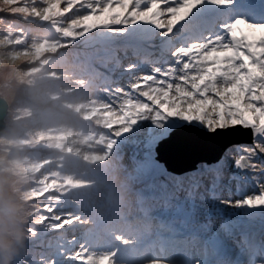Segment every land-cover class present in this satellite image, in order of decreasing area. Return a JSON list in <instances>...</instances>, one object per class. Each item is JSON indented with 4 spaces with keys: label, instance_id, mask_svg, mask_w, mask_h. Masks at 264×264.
Listing matches in <instances>:
<instances>
[{
    "label": "snow or ice",
    "instance_id": "obj_1",
    "mask_svg": "<svg viewBox=\"0 0 264 264\" xmlns=\"http://www.w3.org/2000/svg\"><path fill=\"white\" fill-rule=\"evenodd\" d=\"M76 3L68 39L163 241L145 264H264V0Z\"/></svg>",
    "mask_w": 264,
    "mask_h": 264
},
{
    "label": "rangeland",
    "instance_id": "obj_2",
    "mask_svg": "<svg viewBox=\"0 0 264 264\" xmlns=\"http://www.w3.org/2000/svg\"><path fill=\"white\" fill-rule=\"evenodd\" d=\"M70 2L67 3V0H50L49 6L39 7V11H41V14L50 11V9L55 5H60L62 9L65 7L71 8L70 10V17L67 20H64L60 25L56 26V32H58V36L61 38L64 37V35L67 34V31H69L72 27L66 28L68 23L71 20H74L76 18V15L78 14V6L77 3L72 2V0H69ZM3 3V1H1ZM1 6V5H0ZM80 6V5H79ZM81 8V7H79ZM41 19L37 18L36 22L34 24H40ZM31 27H27V30H29ZM46 34L49 32V28L46 27L43 30ZM63 31V34H62ZM62 34V35H61ZM12 39H9L6 35L0 34V96L8 99L10 101V104H13V101H11L10 97L15 96L19 100L14 101V106L10 107V114L8 116V127L5 130V133L0 137L2 141H0V160H5L9 155V153L12 154V156H9L10 159L14 160V167L8 168L6 171V175H3L2 170L0 171V182L3 183V187L5 188V184L8 185L10 189H8L5 192V195L7 199H10L14 195H16V191L20 195L23 201V204H19L23 206L25 209V212L28 211V207L30 205L29 198H24L19 190H17L15 187L20 184V170L18 167H20V164L18 163V160L20 157L24 156V150L22 151V148L26 147V141L21 139V136H19V131L26 129V132L31 134L36 140H39L38 147L40 146H46L45 141L51 137L57 139L58 141L54 143L55 148L60 149L62 148V145L60 144L62 140L66 139L67 136L74 137V141L77 143H87L89 141V136L84 132H78L77 128L78 125L75 122V125H66L65 128H60L59 125L54 126L53 123H55V118L52 115L55 113V109L52 108V112L46 107L41 108V103L37 106L41 109H35L32 110L31 106L27 103L26 100L37 102V96L34 92V88L32 85H26L21 86L17 81H23V76L26 74L27 70L33 69L36 70L39 68V62L41 58L44 56L45 52L47 51L48 46L46 47V50H44L40 45L36 44L37 50L29 49V51L24 50H17L16 46L10 45V42H12ZM79 43V42H78ZM54 45V44H53ZM50 45V46H53ZM49 46V47H50ZM50 52L54 51V48L49 49ZM44 52V54H43ZM41 55V57H38ZM84 55V54H83ZM26 58H31L26 60ZM35 58L33 62L32 59ZM64 57H61L59 61H63ZM71 60H80V57H71L67 56L65 58L64 63L70 64ZM47 60L44 61L43 64H46ZM83 65L88 66L87 62L85 61ZM56 67V64L51 65L49 67L50 70L54 69ZM89 67V66H88ZM60 69L56 70V74L59 73L60 77L57 80H61L64 85L67 86L69 89L68 94L74 96L76 94H81L80 98H73L69 100L70 103H62L64 98L62 96H59L63 92V89L60 87L61 82H56L54 84V87L57 89L56 92L51 94L49 98V104L52 105H60L59 109H69L70 115H74L75 109L80 108L83 106V104H76L72 102H81L86 101L87 98L97 99L100 96L97 93V88H100L102 85L98 82H93L92 87H87L85 89H79L82 88V85L77 84L73 85L76 82H68L66 79L68 75V71L71 70L70 68H67V66L59 67ZM63 68V69H61ZM50 76V75H49ZM51 77V76H50ZM13 79H16V83H12L14 87L6 86L4 83L11 82ZM66 80V81H65ZM81 81V80H80ZM83 81L88 82V80L83 79ZM63 85V84H62ZM64 87V86H63ZM79 89V90H78ZM88 89L92 92V96H86L85 90ZM83 95V96H82ZM94 97V98H93ZM108 98V96H106ZM67 102V101H66ZM107 104V103H106ZM102 109V111L100 110ZM91 113L95 118H98L99 121L96 124V130H95V138L97 141H99L103 145L104 155L101 154V151L97 149L96 146H89L87 148H76L75 150L71 151L69 155H66L63 157V153L55 150L54 148L50 149V158L49 155H46L44 158V161H47L45 163L44 161H40L38 165L40 166V171H42V168L44 167L46 169V173H40L37 180L44 181L47 178L50 179V186H42L40 187L41 193H43L42 198L44 201H47L40 205L39 207H36V209L41 210H47L49 209L50 204L53 202H56L54 205V208L50 211L51 217H57L59 218V221H70V220H77L81 219L83 215H89V217H92L93 214L89 212V209L91 206H98L97 204L98 200L102 203L103 196L101 195L102 191L99 193H94L92 190H90L89 183L92 184V181L89 183L85 182L83 178L89 177L92 179H97L101 182L105 181L104 177H100L99 173H96L88 168V165L91 162H96L99 158L102 159L101 162L104 165V169L102 170V174L105 175L107 181H106V190H109L110 188L115 189L114 198L116 197L117 200L122 201V203H127L129 205V208H126V211L129 210V212H138L140 211V203L137 195V190L133 191L132 193H129L126 195V201L121 200V192L129 188L130 186H133V183L126 184L125 186H121L118 188H115V185L118 184L120 181H117L118 176L120 175V179H128V174L126 172V169L124 167L125 161L122 157V154H118L117 152L114 155H110L114 149L113 147V140L112 135H110V129L111 124L114 121V117L110 116L109 113L105 110L104 107H92L88 111ZM17 116H19L22 121H18ZM60 116H63L64 118H68L70 121H58V123H72V119L69 118L67 115L61 114ZM80 123L81 127L85 129H90L85 121H77ZM33 127V128H31ZM31 139H28L30 141ZM3 150V151H2ZM70 149H67V151ZM36 151L41 152L42 155L46 154L47 150H39ZM96 151L98 153H92L90 156H87L84 161L81 160V162H77L76 160L81 157L83 159L84 156H86L88 153ZM36 154V152H34ZM8 155V156H7ZM49 158V160H48ZM25 159V158H24ZM26 161V160H25ZM35 161V159H34ZM83 162V163H82ZM26 163L28 164L29 161L27 160ZM82 163V164H81ZM81 164V165H80ZM69 165V166H68ZM80 165V167H79ZM29 166V164H28ZM23 167V166H22ZM58 167L60 168V172L58 171ZM114 167L117 168V173L115 175L110 173V168ZM77 168H81L80 170H77ZM56 169L54 171H50ZM80 178H75L77 174H80ZM111 178H116V182L113 184L110 180ZM74 179V180H72ZM124 182V181H123ZM121 184H124V183ZM94 185H99L98 182H93ZM14 188L12 189V187ZM58 187V188H56ZM61 188V189H60ZM64 188H71L72 191H69L68 193L63 192ZM54 194V196H52ZM30 197V193L28 194ZM16 199V198H15ZM13 203L14 200H13ZM9 206H12L11 202L8 203ZM104 204V203H102ZM109 204H112V201L109 202ZM101 205V204H100ZM117 205H114V208L116 209ZM136 209H133L135 208ZM108 205L104 208L102 207L99 211V214L97 217L93 220L88 221H81L78 227H75L73 229H70L66 231L65 237H71V239H76L77 244L73 247L75 251L72 254H68L69 257L73 256L74 253H81V251H85L87 253L90 252V245L89 242L92 241V230H90V225L93 223L96 219L104 218L109 216V212L107 213ZM2 212V210H0ZM133 214V213H132ZM14 216L16 214H13ZM138 215L140 213L138 212ZM44 217H49L48 215H36L27 220L29 223V232L32 231V229H39L41 228V220ZM146 219V216H142L140 218L141 221ZM119 223H121V218L118 217ZM25 222L23 224L24 229L25 226L28 224ZM83 225V226H82ZM87 225V227H86ZM134 225H140L135 224ZM133 225V226H134ZM133 226H121L122 229L130 228L132 229ZM54 228V227H50ZM157 228L154 224H152V227H148L145 230H142V234L139 233H132L131 237L134 239H148L153 231H155ZM86 229V230H85ZM80 232H79V231ZM102 247V244H98L94 246V249L89 253L88 258L90 260V264H99L101 261V257L104 256L109 252V250L102 249L99 250V248ZM161 247V245H156L152 250L151 253H153L157 248ZM19 250H16L10 257V260L12 256L20 257V253H18ZM96 252V253H95ZM80 257H83L80 255ZM83 259V258H82ZM9 260V263L12 264ZM13 264H18L17 261H15ZM120 264V263H117Z\"/></svg>",
    "mask_w": 264,
    "mask_h": 264
},
{
    "label": "trees",
    "instance_id": "obj_3",
    "mask_svg": "<svg viewBox=\"0 0 264 264\" xmlns=\"http://www.w3.org/2000/svg\"><path fill=\"white\" fill-rule=\"evenodd\" d=\"M1 1H3V3ZM0 5H1L0 6V23H4L5 25L7 24L6 26H9V27L19 25L21 22L20 17L22 16V13H25L28 11V9L25 7L24 4L19 3V2L10 1V0H7V1L6 0H0ZM7 32L9 33V36H13V35L17 34L16 31L14 29L11 30V28H9V30ZM6 36L9 38V36L7 34H6ZM15 39H17V41L19 43H21L20 38H15ZM26 60H28V58H26ZM23 77H25V76H23ZM25 80L26 79H24L23 81H17V82L21 86H26L27 84H26ZM10 83L11 84L16 83V79L9 82L8 85ZM10 99H11V101H13L12 105L10 104V101L8 99H6L9 102V108L14 106V101L18 100L15 96H11ZM9 114L10 113H8V115ZM7 127H8V123H7ZM7 127L5 128V130L7 129ZM5 130L0 133V137L5 133ZM0 141H2V140L0 139ZM27 147L22 148V151L24 150V153L27 151V150H25V149H27ZM8 155L12 156L11 153H9ZM9 156L5 160H0V171L2 170V172H4V173H2L3 175H6V171L8 170V168L14 167V160L10 159ZM25 160L27 161V158L24 156L20 157L18 160V163L20 164V167H18V168L21 172L19 175L20 184L17 185L15 188L17 190H19V193L22 192L21 195L24 198H29L30 205L28 207L27 212H25V209H24V215H23V219H22V222L20 225V232L22 234L21 239L23 241L22 246H20V245L17 246V250H19L18 253H20V257L12 256L10 262L12 264L15 261H17L18 264H39L46 257L43 256L42 254L38 253V251L35 248L30 247V244H32L33 246L41 245L43 240L40 238H37L36 235L48 232L50 230L49 228H50L51 224L56 223L55 222L56 220H52V219H46L45 220L44 219L45 217L42 218L41 228L32 229V231L30 232L31 234H28V232H27L29 229V227L27 225L25 226V229H24L23 224H25V222H27V220L29 218L36 216V215H39V214L44 215V216L46 215L41 211V208L36 209V207H39L40 205H42V203L47 202V201H44L42 198L43 193H41V189H40V187H42V186L38 185L36 182V173L34 171H32V167L28 166V164L26 163ZM5 186L6 187L4 188V191L5 192L7 191V194H8V189H10V188L6 184H5ZM13 188H14V186L12 187V189ZM29 193H30V197L28 196ZM20 199H22V198L20 197V195L18 194L17 191H16V195H14V193H13V196L10 199H8V203L11 202V204H12V206H9V204H8V210L12 214H17L16 213L17 206L24 203ZM13 200L15 203H13ZM34 209H35V211H34ZM0 210H2V209H0ZM32 232L36 233V235L33 234ZM11 238L12 237H9V239H11Z\"/></svg>",
    "mask_w": 264,
    "mask_h": 264
},
{
    "label": "clouds",
    "instance_id": "obj_4",
    "mask_svg": "<svg viewBox=\"0 0 264 264\" xmlns=\"http://www.w3.org/2000/svg\"><path fill=\"white\" fill-rule=\"evenodd\" d=\"M14 87V85H10ZM0 264H9L11 255L22 246L20 225L24 215V208L18 205L14 216L8 210V199L5 195L3 183L0 182ZM9 237H12L9 239Z\"/></svg>",
    "mask_w": 264,
    "mask_h": 264
},
{
    "label": "bare ground",
    "instance_id": "obj_5",
    "mask_svg": "<svg viewBox=\"0 0 264 264\" xmlns=\"http://www.w3.org/2000/svg\"><path fill=\"white\" fill-rule=\"evenodd\" d=\"M29 31H30V29H29ZM57 67H59V64L56 65V68ZM68 68L71 69V71L67 75L68 82L69 81L70 82L79 81L82 78H86L89 81V83H90V85L88 87H92L93 86L92 80L95 81V82L101 83L100 80L92 73V71L90 70V68L88 66H85V65H81V66H73V65H70V66H68ZM61 69H63V68H61ZM53 88H54V86H51L49 89H53ZM80 95L81 94L74 95L73 98H76V99L77 98H80L81 97ZM33 103H34V101H30V104H33ZM51 107L53 109H55L57 106L56 105H51ZM57 118L59 119V121H65L66 119H67V121H70L68 118H64L63 116H60V115H57ZM46 155H50V154H45V156ZM80 169L81 168H77V170H80ZM99 176H100V174H99ZM134 228H135L134 230L136 231L134 233L142 234V229L141 228H137V226L134 227ZM54 240H58V239L55 238ZM153 242L156 243L155 241H153ZM137 251L139 252L138 256L140 254L145 255L147 252H148L147 255H149L147 257L160 256V254L158 252H155L154 254H151L150 255L149 254L150 253V250L140 251V250L137 249ZM131 256H136V255H131ZM143 259H145V258H143Z\"/></svg>",
    "mask_w": 264,
    "mask_h": 264
},
{
    "label": "water",
    "instance_id": "obj_6",
    "mask_svg": "<svg viewBox=\"0 0 264 264\" xmlns=\"http://www.w3.org/2000/svg\"><path fill=\"white\" fill-rule=\"evenodd\" d=\"M8 113V103L0 96V132L5 128V117Z\"/></svg>",
    "mask_w": 264,
    "mask_h": 264
}]
</instances>
